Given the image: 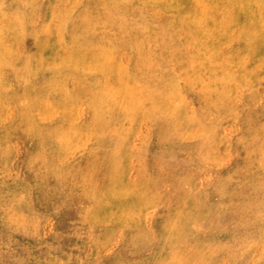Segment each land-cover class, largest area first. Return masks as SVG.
I'll return each instance as SVG.
<instances>
[{"label": "rangeland", "instance_id": "374dc122", "mask_svg": "<svg viewBox=\"0 0 264 264\" xmlns=\"http://www.w3.org/2000/svg\"><path fill=\"white\" fill-rule=\"evenodd\" d=\"M0 264H264V0H0Z\"/></svg>", "mask_w": 264, "mask_h": 264}, {"label": "bare ground", "instance_id": "6f19581e", "mask_svg": "<svg viewBox=\"0 0 264 264\" xmlns=\"http://www.w3.org/2000/svg\"><path fill=\"white\" fill-rule=\"evenodd\" d=\"M197 2H198V1H197ZM122 3H123V2H122ZM192 3H193V2H192ZM2 4H3V3H2ZM181 5H182V4H181ZM181 5H180V6H181ZM183 5H184V4H183ZM196 6H197V5H196ZM196 6H195V7H196ZM17 7H18V6H17ZM192 7H194V6L192 5ZM200 7H202V6H200ZM189 8H190V7H189ZM193 9H196V10H197L198 8L196 7V8H193ZM11 11H12V10H11ZM18 11H19V10H18ZM188 11H189V10H187V12H188ZM190 11H192V9H191ZM187 12H186V13H187ZM195 12H196V11H195ZM193 13H194V12H193ZM193 13H192V14H193ZM19 14H20V13H19ZM26 14H27V13H26ZM249 15H250V14H249ZM140 17H141V16H140ZM28 18H29V17H28ZM39 42H40V41H39ZM45 42H46V41H45ZM260 46H261V44H260ZM6 48H8V47L6 46ZM3 49H4V48H3ZM6 54H7V53H6ZM2 57H3V56H2ZM6 58H7V57H6ZM121 63H122V62H121ZM51 77H52V76H51ZM250 84H251V83H250ZM219 102H220V101H219ZM19 103H20V102H19ZM238 110H239V109H238ZM229 124H230V123H229ZM236 130H237V129H236ZM249 152H250V151H249ZM251 152H252V151H251ZM248 154H249V153H248ZM250 154H251V153H250ZM253 161H254V160H253ZM232 168H233V167H232ZM230 170H231V169H230ZM228 173H229V172H228ZM202 217H203V216H202ZM129 248H130V247H129Z\"/></svg>", "mask_w": 264, "mask_h": 264}]
</instances>
